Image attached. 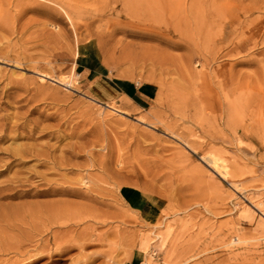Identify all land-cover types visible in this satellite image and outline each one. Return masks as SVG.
I'll return each instance as SVG.
<instances>
[{"label":"rangeland","instance_id":"rangeland-1","mask_svg":"<svg viewBox=\"0 0 264 264\" xmlns=\"http://www.w3.org/2000/svg\"><path fill=\"white\" fill-rule=\"evenodd\" d=\"M120 2L0 0V264H264V0Z\"/></svg>","mask_w":264,"mask_h":264},{"label":"bare ground","instance_id":"bare-ground-1","mask_svg":"<svg viewBox=\"0 0 264 264\" xmlns=\"http://www.w3.org/2000/svg\"><path fill=\"white\" fill-rule=\"evenodd\" d=\"M182 0H122V5L124 7L127 8V6L129 4H134V6H137L138 8H143V9H146V11H148L147 13H151L153 11L154 8H157V9H165L167 8V10L170 12V13H173L177 10L178 6L181 5L180 2ZM198 1V0H197ZM251 1V0H250ZM95 2V1H94ZM97 2V1H96ZM243 0H235V3L236 4H233L231 7H230V11L233 10V6L235 5H241L242 8H245V6L242 4ZM194 3V2H193ZM199 3H201V1H199ZM217 3V2H216ZM257 3V2H256ZM94 4V3H93ZM226 4V3H225ZM252 4H255V3H252ZM90 5V4H89ZM185 5V4H183ZM187 5H188V2H187ZM200 5V4H198ZM217 5V4H216ZM258 5V4H257ZM256 4L254 6H257ZM218 6V5H217ZM262 6V9L264 10V2H262L261 4ZM261 6L259 7H255L256 10H260L261 9ZM198 8V6H196ZM131 8V7H130ZM180 8V7H179ZM200 8V7H199ZM249 8V7H248ZM132 9V8H131ZM138 9H136L135 11H137ZM198 10V9H197ZM129 11V10H128ZM247 12H250L249 9L246 10ZM188 12V11H187ZM201 13V11L198 12V14ZM166 14V13H165ZM194 14V13H193ZM66 15V14H65ZM145 15V14H144ZM150 15V14H149ZM156 15V14H155ZM160 15V14H159ZM171 15V14H170ZM196 16V15H195ZM67 17V15L65 16ZM197 17V16H196ZM69 19V18H67ZM69 22V20H68ZM74 25V24H73ZM75 29V28H74ZM41 76L43 77H49L47 74L45 73H39ZM50 78V77H49ZM67 78V77H66ZM41 79H43L41 77ZM52 80L60 83V84H63V79H58V80H55L53 78H51ZM106 106L112 110V111H117L119 113H124L121 109L119 108H115V107H112L108 104H106ZM141 120V119H140ZM205 156V155H204ZM203 156V157H204ZM207 156V155H206ZM211 156V155H210ZM202 157V159H203ZM212 157V156H211ZM215 157V156H214ZM208 158V157H207ZM208 163V165L212 168V170L216 171L221 177H223L224 179L227 177V170H226V166L221 162V160H218V158H208L206 160ZM66 216V215H65ZM60 217H64L63 215H61ZM67 217V216H66ZM72 217H75V216H72ZM61 219V218H60ZM70 219H74V218H70ZM50 222H58L59 219H52L50 218L49 220ZM80 234V233H79ZM77 239L79 241V247L81 249H83L84 247V244L81 243V241H83V238H81V236H77ZM56 243V242H55ZM57 244V243H56ZM57 246V245H56ZM59 246V245H58ZM55 247L53 252H58V253H63L65 252L66 250L65 249H60L59 247ZM9 249V248H8Z\"/></svg>","mask_w":264,"mask_h":264},{"label":"crops","instance_id":"crops-1","mask_svg":"<svg viewBox=\"0 0 264 264\" xmlns=\"http://www.w3.org/2000/svg\"><path fill=\"white\" fill-rule=\"evenodd\" d=\"M90 69L87 71V75ZM112 87L116 92H122L124 96H127L133 104H139L143 101H147L155 93L154 86L150 82L133 83L125 81H113ZM137 99V101L135 100ZM120 197L125 200L129 205H143V198L135 187L129 184H123L119 188Z\"/></svg>","mask_w":264,"mask_h":264}]
</instances>
